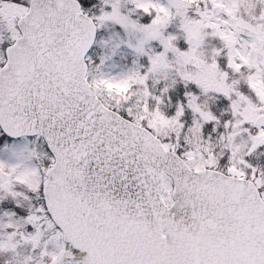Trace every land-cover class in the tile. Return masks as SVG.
<instances>
[{"label": "snow or ice", "instance_id": "1", "mask_svg": "<svg viewBox=\"0 0 264 264\" xmlns=\"http://www.w3.org/2000/svg\"><path fill=\"white\" fill-rule=\"evenodd\" d=\"M0 264H264V0H0Z\"/></svg>", "mask_w": 264, "mask_h": 264}]
</instances>
